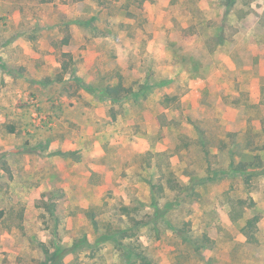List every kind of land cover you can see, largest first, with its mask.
Segmentation results:
<instances>
[{"label":"rangeland","instance_id":"obj_1","mask_svg":"<svg viewBox=\"0 0 264 264\" xmlns=\"http://www.w3.org/2000/svg\"><path fill=\"white\" fill-rule=\"evenodd\" d=\"M141 1L0 0V264H264V0Z\"/></svg>","mask_w":264,"mask_h":264},{"label":"trees","instance_id":"obj_2","mask_svg":"<svg viewBox=\"0 0 264 264\" xmlns=\"http://www.w3.org/2000/svg\"><path fill=\"white\" fill-rule=\"evenodd\" d=\"M144 0L141 1V4L143 3ZM146 86H142V88L139 90V92L134 91L131 87L130 88H126L125 86H123L122 83H118L117 85H113V86H108L107 89L105 90V95L109 98H112L114 101L120 102L124 99H126L128 96H133V95H137L140 92H145L146 90ZM204 149L208 152V146L207 143L204 141L203 145ZM73 152H64V155H71ZM253 162L251 161L249 164H247V162H240L239 165L237 164L236 166L233 167V170H235L236 172H246L248 171L250 173V175H253V170L249 169L248 167H250ZM258 166L262 167L261 172H259L260 175L264 176V163L259 162ZM202 181H204V178H198V183H201ZM172 182V180H171ZM175 183V182H174ZM178 184H175V186H177ZM194 186H196V183L192 184V187L190 185V187L194 190ZM190 187H187L188 189ZM194 192V191H193ZM93 223L94 225H97L98 222L95 220L94 217H92ZM250 223H252V220H250ZM177 232L180 233V235L184 238L185 241L188 242H192L194 241L193 239H190L191 236H188V232H186L185 230L182 229H177ZM121 235H112V236H108L105 239H110L113 240L117 243V245H121L123 244L122 240H120L121 238H126L129 236L127 231H121ZM208 240V238H206ZM81 241V240H80ZM83 244L91 247L92 249L95 247V244H92L87 238H84L82 240ZM197 243V242H196ZM78 242L74 243L75 248L78 247ZM202 246H196L195 248L198 250L200 249ZM125 252H129L131 254H133V256H135L136 258L141 259L142 264H154V262L149 259L146 254H144L143 250H140L139 245L136 246L133 243L130 244H125ZM64 254L67 253V251H70L71 248H64ZM62 250V251H63ZM60 250H57V252Z\"/></svg>","mask_w":264,"mask_h":264}]
</instances>
